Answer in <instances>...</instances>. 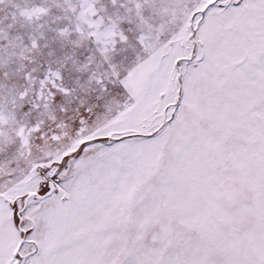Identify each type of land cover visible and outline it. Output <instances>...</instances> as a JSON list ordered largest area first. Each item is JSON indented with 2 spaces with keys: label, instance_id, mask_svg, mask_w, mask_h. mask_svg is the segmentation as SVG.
<instances>
[{
  "label": "snow or ice",
  "instance_id": "snow-or-ice-1",
  "mask_svg": "<svg viewBox=\"0 0 264 264\" xmlns=\"http://www.w3.org/2000/svg\"><path fill=\"white\" fill-rule=\"evenodd\" d=\"M0 264H264V0H0Z\"/></svg>",
  "mask_w": 264,
  "mask_h": 264
}]
</instances>
